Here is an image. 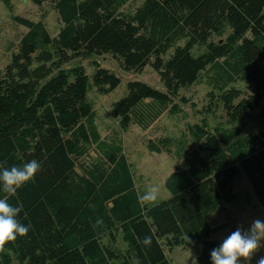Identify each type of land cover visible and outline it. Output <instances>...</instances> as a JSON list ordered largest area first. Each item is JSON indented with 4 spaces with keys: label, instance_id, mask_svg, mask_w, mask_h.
I'll return each instance as SVG.
<instances>
[{
    "label": "trees",
    "instance_id": "16d2710c",
    "mask_svg": "<svg viewBox=\"0 0 264 264\" xmlns=\"http://www.w3.org/2000/svg\"><path fill=\"white\" fill-rule=\"evenodd\" d=\"M30 3L41 17L13 15L26 29L0 71V162L41 167L9 198L30 230L5 246L0 264H171L165 252L175 246L198 247L199 264H211L221 229L211 217L237 199L241 171L264 208V133L245 130L264 94V0ZM48 8L59 23L53 37ZM97 54L122 72L149 65L161 81L160 90L128 80L110 111L122 129L151 130L144 146L173 160L163 200L138 202L146 184L121 141L100 136L96 98L121 78ZM205 80L211 90L197 108L181 91ZM186 106L194 119L161 130L163 114L184 117Z\"/></svg>",
    "mask_w": 264,
    "mask_h": 264
},
{
    "label": "rangeland",
    "instance_id": "374dc122",
    "mask_svg": "<svg viewBox=\"0 0 264 264\" xmlns=\"http://www.w3.org/2000/svg\"><path fill=\"white\" fill-rule=\"evenodd\" d=\"M40 10L37 5L30 3V0H9L6 4L5 0H0V71L3 70V65L10 61L11 51L13 50L12 44L16 43L17 38H20L22 32L26 28L19 25L13 19V15L26 16L31 20L41 17ZM45 27H47L50 36L57 35L59 31V23L55 10L48 8L44 15ZM99 62L103 63L107 68L115 71L120 78L121 82L117 85L111 93L100 95L97 99L98 104V119L97 127L100 136L108 138L110 140L121 141L122 147L128 156V160L131 165L134 166V174L136 179L142 180L146 184V189L156 187L158 189V198L165 199L167 196V190L165 188V179L168 174L174 169V163L171 158H168L165 153L149 152L144 146V138H148L150 131H143L138 126L130 123L125 129H122L117 119L112 116V106L126 93V83L128 80L140 79L149 83L161 90L162 84L159 80L157 73L150 68L149 65L141 72L135 74L129 72H122L119 70L118 65L112 60L111 56L107 54H97L94 56ZM86 63V62H84ZM207 77V81L210 76ZM206 80L204 83L192 85L189 88L181 91L182 95L190 98L197 108H204L207 104L208 93L211 90V85H207ZM264 92V91H263ZM184 111V117L173 118L168 114H163L161 119L157 122L161 130L167 129L169 133L175 132L186 119H194V112L188 106L182 107ZM264 108V94L260 100L259 108L255 111V115L252 116L246 123L245 130L257 131L259 134L264 133V121L258 119L260 110ZM220 115V111H217ZM234 191L237 195V199L227 204H222L220 213L212 216L214 226L220 225L221 229H218L212 239L219 244L230 233L236 230L238 226L248 228L250 223L256 219H264V208L258 204V201L252 192V187L249 185L248 180L244 173L241 171L234 179ZM198 247H173L167 249L166 257H168L171 264H199L196 259V251ZM264 255V249H261L257 254V257L252 260V264H256L258 256Z\"/></svg>",
    "mask_w": 264,
    "mask_h": 264
},
{
    "label": "clouds",
    "instance_id": "9594fccd",
    "mask_svg": "<svg viewBox=\"0 0 264 264\" xmlns=\"http://www.w3.org/2000/svg\"><path fill=\"white\" fill-rule=\"evenodd\" d=\"M6 162H0V252L5 246L25 237L30 225L20 222L18 216L22 207L13 206L9 198L14 196L19 188L32 181L39 172L41 165L35 159L22 166L5 167ZM158 198V189L152 187L138 196V202L144 205L154 203ZM102 218H97L96 227L103 226ZM141 243L150 246L152 237L145 236ZM261 249H264V219H254L247 229L242 225L225 237L222 242L210 252L211 264H252ZM256 264H264V255L258 256Z\"/></svg>",
    "mask_w": 264,
    "mask_h": 264
}]
</instances>
